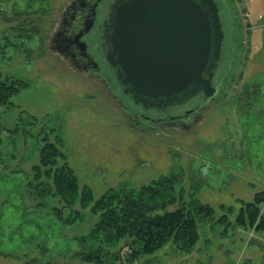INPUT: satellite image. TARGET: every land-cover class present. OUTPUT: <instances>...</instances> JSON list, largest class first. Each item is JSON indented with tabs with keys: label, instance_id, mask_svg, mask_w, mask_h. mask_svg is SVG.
Returning <instances> with one entry per match:
<instances>
[{
	"label": "rangeland",
	"instance_id": "rangeland-1",
	"mask_svg": "<svg viewBox=\"0 0 264 264\" xmlns=\"http://www.w3.org/2000/svg\"><path fill=\"white\" fill-rule=\"evenodd\" d=\"M72 2L0 0L2 77L29 82L0 104V264H97L80 252L120 245L93 236L98 199L161 176L175 179L178 199L211 204L215 213L198 221L191 248L168 240L124 264H264V231L238 216L264 190V0H220L228 48L218 88L192 122L157 127L132 120L105 83L54 49ZM46 136L66 154L58 162L75 169L80 193L89 188L86 206L37 194L33 165Z\"/></svg>",
	"mask_w": 264,
	"mask_h": 264
},
{
	"label": "trees",
	"instance_id": "trees-1",
	"mask_svg": "<svg viewBox=\"0 0 264 264\" xmlns=\"http://www.w3.org/2000/svg\"><path fill=\"white\" fill-rule=\"evenodd\" d=\"M9 78L2 77L0 71L2 105H8L15 94L29 85L28 81ZM44 140L39 161L33 165L35 180L40 183L36 184L37 194L49 196L58 193L67 205H74L78 199L84 206L89 204L91 192L86 188L80 193L75 169L67 162H58L61 157L67 158L60 145L47 136ZM3 142L1 139L2 146ZM177 197L175 179L171 176H161L141 186L140 190L106 192L94 206L96 210L102 211V215L93 229V236L99 238L97 244L103 242L108 246L120 245L114 251L102 244L92 248L88 246L86 251L80 252L82 260L97 264L132 263L139 256L156 251L168 240L181 243L184 249L191 248L199 237L198 221L213 216L215 210L211 204ZM176 201L178 207L170 210V205ZM238 216L241 223L264 231V190L257 192L252 200L246 201ZM126 247L129 251H125Z\"/></svg>",
	"mask_w": 264,
	"mask_h": 264
},
{
	"label": "water",
	"instance_id": "water-1",
	"mask_svg": "<svg viewBox=\"0 0 264 264\" xmlns=\"http://www.w3.org/2000/svg\"><path fill=\"white\" fill-rule=\"evenodd\" d=\"M112 17L109 58L116 56L137 101L169 104L187 90L216 91L224 31L215 0H126Z\"/></svg>",
	"mask_w": 264,
	"mask_h": 264
},
{
	"label": "flooded vegetation",
	"instance_id": "flooded-vegetation-1",
	"mask_svg": "<svg viewBox=\"0 0 264 264\" xmlns=\"http://www.w3.org/2000/svg\"><path fill=\"white\" fill-rule=\"evenodd\" d=\"M120 1L126 0H73L65 11L59 29L54 33L52 41L54 49H58L64 58L75 69L87 72L97 80L105 83L111 93L125 103L130 118L139 125L149 127L169 124H184L192 122L201 106H204L210 96L203 91L196 94L187 90V94L172 100L169 104L158 101L150 104L137 101L131 91L132 84L123 82L120 64H114L109 55L112 43L108 34L114 32L113 7ZM222 19L224 39L222 43L221 58L213 68L215 75L213 84L216 88V76L219 75L222 61L228 48L226 36L228 27L225 22V13L220 0H216ZM207 75L206 73L204 74ZM194 101L193 107H187L188 101Z\"/></svg>",
	"mask_w": 264,
	"mask_h": 264
}]
</instances>
